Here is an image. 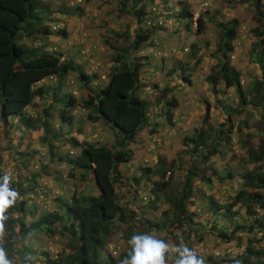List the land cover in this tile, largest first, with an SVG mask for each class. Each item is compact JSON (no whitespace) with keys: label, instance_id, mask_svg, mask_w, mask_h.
Here are the masks:
<instances>
[{"label":"trees","instance_id":"16d2710c","mask_svg":"<svg viewBox=\"0 0 264 264\" xmlns=\"http://www.w3.org/2000/svg\"><path fill=\"white\" fill-rule=\"evenodd\" d=\"M49 1L0 0V127L3 133L13 140L15 146H22L20 151L26 152L20 153L24 163L34 156L33 151H27V148L35 135H38L39 142L47 145L49 144L47 135H51L56 143L58 142L63 130L61 126L69 129L72 124V111L75 107L78 111L86 113V121L90 124L103 122L107 125L112 130L114 142L107 146L100 142L79 141L76 134L80 132V128H76L68 139H64L68 149L78 150V154L68 157L67 152L65 156H58L57 161H62L68 166L67 175L70 179H73L77 172L78 184L80 183L78 186L90 179L95 186L96 195L84 197L76 186L70 198L63 199L60 195L55 197L57 208L62 212L60 216L55 212L46 214L29 225H26L23 219L21 220L25 201L14 202L4 211L3 219L0 220V229L6 234L1 239L0 251L13 250L15 244L11 241L12 238L19 242L30 233L42 232L48 238L56 233L64 238L65 246L63 251L53 259L42 253L41 255L46 257V263L121 264L129 255L128 241L133 234H148L151 231L159 232L172 228L180 230L184 225L191 226L194 214L187 211V206L192 204L191 186L195 180L202 184H209L210 178L215 174L210 171L208 176L203 175L204 171L209 170L208 167L203 166L204 162L211 156L220 158L227 150L230 151V147L228 149L224 147L230 143L234 132V117H239L237 118L238 131L240 132L242 127L245 129L238 140L239 145L244 149L242 161L244 171L238 176L241 185L230 203L218 204L210 197L208 199L210 211L213 212L212 223L221 219L229 220L232 224L231 229L228 232L224 227L211 226L210 230L215 231V236L225 243L232 239L234 232L243 231L244 227L234 221L235 213L231 212V208L238 204L243 207L246 216L253 215L255 208L261 210L264 220V199L261 193L264 191V82L263 79L253 81L243 93L239 75L228 62V54L233 50L232 41L236 37L238 22L235 19L225 23L213 18L210 20L218 30L215 50L212 53L216 58V64L205 77L213 93L216 91L218 82L222 83L225 90L232 89L238 100V107L232 109L219 106V109L224 112V121L216 127L205 126L209 108V103L205 101L199 127L191 134L185 135L181 141L183 146H189L177 157L176 167L179 170L181 167L184 168V177L181 182L171 187L169 182L163 179L166 173L165 163L157 153V146L160 147L161 142L154 140L157 130L153 126L147 127L150 123L146 113V101L138 94V91L143 88L148 89L145 82L140 81V72L145 68L141 60H147V57L135 58L134 55L141 52L144 43L149 42L152 45L153 34L167 31L162 27V23L169 18H172L178 27H170L168 31L176 36L183 31L192 32L196 37L204 34L206 26L204 15L208 13L207 7L193 18L187 1H177L180 8L175 11L171 5L174 0H159L161 8L152 6L155 3L153 0H117L113 17L118 19L125 15L126 18H134L138 28L131 34L124 19L123 27L119 32L110 33L108 38L105 37L106 39L102 40L104 48L109 49L110 54L106 71L102 72L103 79L98 82L95 75H87L81 69V66L91 67V62L86 60L79 62V59L89 52L91 56L95 52V46L82 53L76 50L69 51L72 53L71 56L66 51V60L58 50L52 47L47 49L49 37L61 39L68 37L65 28L59 27L61 20L55 16L58 11L50 10ZM239 2L253 4L254 27L251 33L255 41L251 43L249 58L251 63L259 67L261 78H264V7L260 5V0H239ZM63 14L80 16L82 9L74 7L64 11ZM145 20H147L145 23L147 27L141 29ZM197 44H204L206 47L208 43L199 40ZM195 48V43H192L188 50L194 53ZM162 74L163 70L159 77ZM165 74L171 73L167 69ZM70 78L76 80L74 84L76 83V87L80 88V91H77L83 94L80 101L74 94L76 91L68 87L72 81ZM52 81L54 84L51 89L53 90L51 104H45L47 103L45 96L51 88L46 84ZM187 81L189 83L188 79ZM151 88L158 93L157 102L161 106L160 113L164 114L171 125V112L177 105L176 100L171 96V89L159 88L156 84H153ZM214 100L218 103L216 98ZM248 105L252 106L253 112L245 109ZM26 109L29 112L28 115L25 112ZM54 114L60 123L55 130L52 122L55 118ZM255 115L258 116V120L249 123L250 117ZM10 118L17 119L20 128L16 136H24L23 141L14 136L13 131H8L12 129V126L8 124ZM142 129H146L149 135L144 152L147 151L146 155H151L154 162L150 166L146 158L142 163L139 158L135 163L137 176L130 179L136 187L142 181L150 182L151 176L157 177V180L151 182L150 198L138 195L134 187L131 189L129 201L122 204L119 203L116 193L122 186L118 166L131 161L133 151L129 144L135 142ZM254 135L257 136L258 141L255 146H252L250 142ZM49 151H51L50 146ZM1 162L0 154V165ZM186 163H189V166H185ZM200 166L201 169H199ZM173 167V162H170L169 168ZM228 174L229 172L225 178L229 179L231 175ZM3 177L0 173V183ZM180 183L181 185L178 186ZM9 186L14 190L16 184L10 182ZM158 194H161L162 201L159 200ZM137 196L141 202L138 207L140 210L154 212L157 210V204H166L168 208L161 211V215H165L166 219L159 221L146 219L143 211L139 213V219H137L138 212L130 207L131 200L135 201ZM13 213H19L20 216L13 217ZM255 226L258 230H264V223L256 222ZM119 228H123L126 248L115 258L107 254L99 259L112 232ZM180 233L185 240L184 233L182 231ZM171 237L176 243L178 237ZM26 255L32 256L33 253L24 246L19 254L11 253L9 260L12 264L15 262L14 258L18 260L14 264H29L30 260L25 259ZM169 258L170 255L166 253V260ZM251 258L254 259L250 260ZM259 258L264 260V249H254L248 243L240 260L241 264H264Z\"/></svg>","mask_w":264,"mask_h":264},{"label":"rangeland","instance_id":"374dc122","mask_svg":"<svg viewBox=\"0 0 264 264\" xmlns=\"http://www.w3.org/2000/svg\"><path fill=\"white\" fill-rule=\"evenodd\" d=\"M153 1L155 3L152 6L161 8L159 0ZM177 1H187L191 11L195 12L198 11V6L203 1L209 4L207 7L208 13L204 15L206 24L204 34L196 37L192 32L183 31L179 36H176L169 31L170 27L178 26L172 18H169L168 21L162 23V27L167 31L153 34L151 36V39H154L153 41L151 40L152 45L149 42L144 43L141 52H137L134 55L135 58L147 57V60H141L145 64V68L140 72V81L145 82L144 84L148 89L143 88L141 91H138V94L141 99L146 101V113L150 123L147 127L153 126L157 130L154 140L161 142V146H157L158 157L163 159L166 173L168 172V174L165 173L163 179L164 181H168L171 187L181 182L184 177V168L181 167V170H179L176 167L177 157L179 153L186 150V148L188 149L189 146H183L181 141L185 135L191 134L194 129L199 127L205 108V101L209 103L208 121L205 123V126L216 127L224 121V112L219 109V106L232 109L238 107V100L232 89L225 90L222 87V83L218 82L216 91L213 93L210 84L205 81V77L210 73V69L216 64V58L212 53L215 50L218 30L214 26L213 21H210L212 18L219 20L221 23L232 19L238 22L236 37L232 41L233 50L228 54V62L239 75L242 92H246L253 81L263 79L264 82V78H261L259 67L251 63L249 58L251 43L255 41L251 33V29L254 27L252 20L254 9L252 3H240L239 0H174V3L171 5L175 11L180 8ZM116 2L117 0H101V2L99 0H50V10L58 11L55 16L58 20H61L59 27L65 28L68 32V37L67 39L49 37L47 49H51L52 47L58 50L66 60V51L76 50L82 53L95 46V52L91 56L90 52L88 54L84 53L86 56L79 59V62L82 60H86V62L90 61L91 67L81 66V69L87 75H95L96 81L101 82L103 73H105L107 68L108 55L110 54L109 49L104 48L102 40L106 39L105 37L108 38L110 33L119 32L123 27L124 19H126L131 34L138 28L134 18H126L127 16L125 15L118 19L113 17V9ZM260 5L264 7V0H260ZM74 7L82 9V15L67 16L63 14L64 11L71 10ZM146 21L143 22L142 25L144 26H141V29L147 27ZM199 40L206 41L208 43L207 46L204 47V44L198 45ZM192 43H195L196 46L194 53L188 50V47ZM69 53V56H71L72 53ZM167 69L171 73L170 75L165 74ZM161 70H163V74L159 77ZM70 80L72 81L68 87L76 91L74 94L79 99L78 101H80L83 98V94L77 91H80V88L78 89L76 83L74 84L76 80L72 78ZM51 83V85H47L52 86L54 81ZM153 84H156L159 88H170L171 96L177 102L176 108L171 112V125L165 119L164 114L160 113L161 106L157 102L158 93L155 89H150ZM214 98L217 99L218 103L215 102ZM245 109L253 112L251 105H248ZM25 112L28 115L27 109ZM54 117L55 120L53 119L52 122L54 125L53 129L55 130L56 126H59L60 123H58L59 119L55 114ZM72 117L73 121L69 129L66 126H61V129H63L61 131L62 135L59 136L57 143L51 135H47L48 145L39 142L38 135H35L31 139V145L27 148V151H33L34 156L33 158H29L25 163L23 162V157L20 156V153H26L25 151H20L22 146H15L13 140L4 134L0 127V153L2 155L0 172L8 176L10 182L20 185V188H17V190H19L20 194L22 193V198L27 201L23 212L26 225L37 221L49 213L55 212L60 216L62 212L57 208L54 198L56 193L59 190L62 198L68 199L73 195V188L80 184H78L77 172L75 173V177L70 179L67 175L68 166L62 161H57L58 156H65L67 152L68 157H74L78 154V150L68 149L64 139H68L69 135L74 133L76 128H80V132L76 134L79 141L89 143L100 142V144L107 146H110L114 142L112 130L103 122L90 124L86 121V113L78 111L77 107L73 109ZM237 118L239 117L233 118L234 132L231 135L230 143L224 147L225 149L230 147V151L227 150L225 155L220 158L218 156H211L203 164L204 167L209 168V170L203 172V175L208 176L210 171H213L215 174L210 178L209 184H202L198 180H195L191 186L192 197L190 201L192 204L187 206V211L194 214L192 225L189 227L184 225L180 230L172 228L165 231L148 232L149 235L163 240L168 245L170 258L166 260V264H174L177 258L175 251L177 247L182 248L187 246L198 257L203 258L204 264H241L240 258L248 243L254 249H264V230L261 231L255 228L256 222L264 223L263 212L259 209L255 208L253 215L246 216L243 207L239 204L231 208V212L235 213L234 221L238 224L240 223L244 227V230L234 232L232 239L228 243L219 240L215 236V231L210 230L211 226L216 228L224 227L229 232L232 227L229 220L222 221L221 219L212 223L213 212L210 211L208 199L210 197L218 204H228L240 188L241 180L238 176L240 172L244 171L242 163L244 160V149L239 145L238 140L242 137L245 129L242 127L241 131H238L237 126L239 123ZM256 120H258V116H252L249 119V123ZM8 124L12 126V129L8 131H13L14 136L18 135L20 126L17 119L10 118ZM249 130L251 129L249 128ZM148 136L146 129H142L139 135H137L135 142L129 144V147L133 151L131 161L118 166V171L122 177V186L116 191L119 203L123 204L129 201L131 189L136 187L130 178L137 176V168L135 166L137 160L140 158V163H142L143 159L146 158L150 166L154 162L153 157L146 155L147 151L144 152L145 147L148 145ZM16 137L21 138L22 141L25 138L21 135ZM257 141V136L254 135L250 144L255 146ZM136 142L137 146H135ZM49 146L51 147V151H49ZM37 153H42L43 155L45 153V155L37 157ZM170 162H173V168H169ZM185 166H189V163H186ZM199 169H201V166ZM228 172V175H231L229 179L225 178ZM155 180H157V177L151 176L150 182H140L135 188L138 195L150 198L151 182ZM180 185L181 183L178 186ZM76 188H79L80 194L84 197L96 195L95 186L90 179L85 180ZM261 193L264 199V191H261ZM160 195L158 194L159 200L162 201ZM138 197H136L135 201L131 200L130 202V207H133L138 212L137 219H139V213L142 211L146 219L154 221L166 219L165 215H161V211L168 208L166 204H157L156 211L148 212L138 208L141 205ZM13 216H16V214ZM53 226L55 227V224ZM250 227L252 228L248 231ZM122 229L119 228V230L112 232L99 259L104 258L107 254L111 255V253H114V256L117 257L126 248V242L123 239L124 231L122 232ZM180 231L184 233L185 240ZM5 235V232L0 229V245L2 243L1 239ZM170 235L178 237L176 243ZM15 240V238L11 239L13 244H15L13 252L19 254L22 248L26 246L33 253L32 256H25V259L30 260L29 264H49L45 262V258H56L65 246L64 238L56 233L52 234L50 238L46 237L42 232L37 234L30 233L25 235L19 242ZM12 251H2L4 259L8 264H12L9 260V255L13 253ZM42 253H45L46 257H43ZM14 259L15 262L13 264L18 261L16 258ZM253 259L251 258L250 260ZM259 260L264 263L263 258H259Z\"/></svg>","mask_w":264,"mask_h":264},{"label":"clouds","instance_id":"9594fccd","mask_svg":"<svg viewBox=\"0 0 264 264\" xmlns=\"http://www.w3.org/2000/svg\"><path fill=\"white\" fill-rule=\"evenodd\" d=\"M51 87L53 88V85ZM52 88H50V90H48L47 92V95L50 93L47 96V104H51L50 101L52 99V93H53V90H51ZM42 155H43L42 153H37V157H40ZM1 174L4 177L2 183H0V220L3 219L4 211L12 204H14V202L17 203L20 200L25 201L24 210L27 202L25 199L22 198L21 196L22 193L20 194L19 190H17V188H20V185L14 183L16 184V187L14 188V190L11 189L9 186L10 184L9 177L5 176L4 173ZM59 195L61 196V193L58 190L55 197ZM15 214L16 216H13ZM12 216L17 217L20 216V214L13 213ZM24 218L25 216L23 215L22 219L24 220ZM0 225H1V221H0ZM128 243L130 245V252L128 257H126L121 262V264H166V253H168L169 247L163 240L157 239L149 234L137 233L132 235ZM175 251L177 253V258L175 259L174 264H204L203 258L198 257L195 254V252L189 249L187 246L182 248L177 247ZM111 257H115L114 253H111ZM0 264H8V262L4 259V254L2 251H0Z\"/></svg>","mask_w":264,"mask_h":264},{"label":"built area","instance_id":"2783aa9c","mask_svg":"<svg viewBox=\"0 0 264 264\" xmlns=\"http://www.w3.org/2000/svg\"><path fill=\"white\" fill-rule=\"evenodd\" d=\"M208 6H209V4L203 1V3H201V4L198 6V11H197V12L192 11L193 16H194L193 18H196L197 13H198L199 11H201L203 8L208 7ZM167 174H168V173H167Z\"/></svg>","mask_w":264,"mask_h":264},{"label":"crops","instance_id":"0c3cea01","mask_svg":"<svg viewBox=\"0 0 264 264\" xmlns=\"http://www.w3.org/2000/svg\"><path fill=\"white\" fill-rule=\"evenodd\" d=\"M51 83V82H50Z\"/></svg>","mask_w":264,"mask_h":264}]
</instances>
